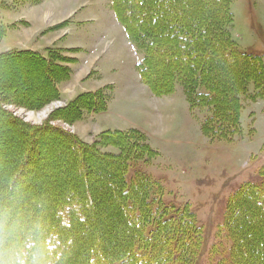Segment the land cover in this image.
<instances>
[{
  "label": "rangeland",
  "instance_id": "374dc122",
  "mask_svg": "<svg viewBox=\"0 0 264 264\" xmlns=\"http://www.w3.org/2000/svg\"><path fill=\"white\" fill-rule=\"evenodd\" d=\"M230 12L233 16L231 37L238 51L259 57L264 65V0H231ZM0 26L4 30L0 37V57L13 53L53 57L54 51L63 60L57 64L69 70V78L58 84L63 94L60 100L37 110L15 104H1L2 109L25 125H49L87 146L99 145L104 131L143 132L148 146L157 155L130 162L127 183L142 175L157 183L160 189L157 198L162 202L193 214V221L203 236L196 264H215L227 255L230 241L223 229L225 208L241 186L261 182L259 172L264 166V101L250 100L254 92L252 85L242 97L240 133L229 140H210L200 131L202 121L209 114L206 110L190 112L180 86L171 95L153 97L140 80L136 66L143 53L128 40L112 11L111 0H0ZM94 57L103 63L99 64V75L87 70L86 65L94 63L90 60ZM33 68L35 64L23 58L0 65V82L6 95L10 90L9 98L33 103L48 94L44 72ZM105 85L110 86L103 88ZM99 90H105L108 95L105 113H84L82 119L74 122L58 117L60 110L80 94ZM6 125L9 121L0 117V137L10 139L0 145V150L4 148L0 151V157L4 156L0 162V218L5 219L0 228V251L5 252L3 264L10 261L20 264L24 262L21 258L11 257L18 241L38 224L44 231L47 227L43 221L51 218L50 202L63 196L64 189H77L80 182L73 175L78 169L76 164L58 163L59 157L69 159V150L60 154L54 151L47 154L43 162L47 169L38 171L31 188L17 192L16 186L12 187L2 173L22 143L17 140L22 132L3 130ZM97 149L117 151L110 147L97 146ZM89 158L85 156L87 161ZM100 166L106 169L102 162ZM103 174L99 171L91 176L102 186L101 191L106 181ZM101 191L94 196V203L100 209L93 214V225L78 230L79 236L63 248V260L58 264H83L82 249L77 245H84L91 238L99 236L102 245L105 225L114 222L109 215L114 209L109 205L113 198L107 200L101 196L106 195L105 190ZM45 199H49L45 202V211H36L38 201ZM22 248L28 251L25 245ZM34 250L29 259L33 264H44V253L47 261L48 258L57 261L46 248Z\"/></svg>",
  "mask_w": 264,
  "mask_h": 264
},
{
  "label": "trees",
  "instance_id": "16d2710c",
  "mask_svg": "<svg viewBox=\"0 0 264 264\" xmlns=\"http://www.w3.org/2000/svg\"><path fill=\"white\" fill-rule=\"evenodd\" d=\"M230 3L231 0H111L112 11L128 40L143 53L136 66L140 80L157 97L170 95L180 86L191 111L206 110L209 114L202 121L200 131L210 140H229L240 133L241 102L248 94L249 85L254 91L250 100L264 101L262 59L238 51L230 32L233 20ZM3 31L0 26V37ZM52 54L53 57L13 53L0 57V65L22 58L33 62L34 70L44 72L48 89L43 99L22 103L18 97L9 98L10 90L6 95L0 82V117L9 121L3 130L22 132L17 139L22 143L10 156L2 175L12 187L16 186L17 192L25 191L31 188L38 171L47 169L43 166L47 154L69 150V159L59 157L58 163L76 164L78 169L72 174L80 185L74 190L64 189L63 196L50 202L51 218L43 221L47 228L42 231L37 223L24 233L12 259L21 258L24 262L20 264H33L29 259L34 249L40 247L46 248L57 260L48 258L47 261L44 253V264L61 262L63 248L77 239L79 229L91 226L93 214L100 209L94 203V196L102 186L91 176L102 171L106 181L101 192L105 190L106 195L101 196L107 200L113 198L109 205L114 212L109 215L114 222L105 225L102 245L99 236L77 245L82 249L83 264H196L203 236L193 221V214L162 202L157 198L160 191L157 183L142 175L131 183L126 181L130 162L157 155L142 133L135 129L104 131L97 146L117 151L102 152L96 145H84L49 125H25L2 109L1 104H15L37 110L60 100L58 84L69 78V70L57 64V61L63 62L56 57L57 52ZM104 91L80 94L60 110L58 117L74 122L82 119L84 113L106 111L108 95ZM9 141L8 137H0V145ZM85 156L91 160L87 161ZM2 160L4 156L0 157ZM101 162L106 169L101 168ZM65 173L71 175L68 171ZM259 177L260 183L241 186L227 204L223 229L230 246L227 255L215 264H263L264 166ZM48 200L38 201L35 210L45 211ZM4 222L1 217L0 228ZM3 252L0 251V264L6 260ZM10 262L6 264L17 263Z\"/></svg>",
  "mask_w": 264,
  "mask_h": 264
},
{
  "label": "crops",
  "instance_id": "0c3cea01",
  "mask_svg": "<svg viewBox=\"0 0 264 264\" xmlns=\"http://www.w3.org/2000/svg\"><path fill=\"white\" fill-rule=\"evenodd\" d=\"M123 29V28H122ZM124 31V30H123ZM115 33L117 34V35H120L121 36V33L119 32V30H116L115 31ZM125 43V42H124ZM126 44V43H125ZM88 60V59H87ZM87 60H85L86 62H88ZM90 60L91 61H93L94 63H92L91 62V65L90 64H87L86 66L88 67V69L87 70H92V71H94V72H96L98 75H99V73H100V70H99V64L100 65H102L103 63H100L99 62V59H97V57H94V59H91L90 58ZM104 67V66H103ZM98 78H99V76H98ZM72 81H74V79L72 78ZM140 81V80H139ZM107 86H110V85H105V86H103V88L104 87H107ZM102 88V87H101ZM59 89V88H58ZM99 89V88H98ZM147 89V88H146ZM182 89V88H181ZM175 90V89H174ZM60 91V90H59ZM95 91V90H94ZM148 92H149V94L152 96V94L150 93V91L149 90H147ZM174 92V91H173ZM60 94H61V96L63 95L62 94V92L60 91ZM184 94V93H183ZM171 95V94H170ZM168 96V95H167ZM63 97V96H62ZM153 97H155V96H153ZM164 97V96H163ZM157 98V97H156ZM184 98H185V95H184ZM185 101H186V98H185ZM109 103V102H108ZM186 103H187V101H186ZM187 105H188V103H187ZM107 108H108V105H107ZM188 109H189V111L191 112V110H190V108H189V105H188ZM106 111H107V109H106ZM106 111H104L103 113H105ZM102 113V114H103ZM126 130H130V129H126ZM126 130H118V131H126ZM136 130V129H135ZM139 131V130H138ZM141 132V131H140ZM143 133V132H142Z\"/></svg>",
  "mask_w": 264,
  "mask_h": 264
}]
</instances>
